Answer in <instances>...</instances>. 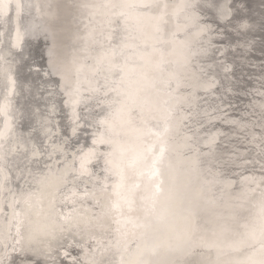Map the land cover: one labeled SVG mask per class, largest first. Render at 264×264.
Listing matches in <instances>:
<instances>
[{
  "label": "bare ground",
  "instance_id": "bare-ground-1",
  "mask_svg": "<svg viewBox=\"0 0 264 264\" xmlns=\"http://www.w3.org/2000/svg\"><path fill=\"white\" fill-rule=\"evenodd\" d=\"M217 1L213 0V3L216 5ZM237 1L236 5H231V0H224L222 7H215V9L205 7L201 10L202 13L199 11L196 13L200 19L198 26L193 31L204 28L200 37V56L194 62V69L180 70L179 88L176 83L172 84L174 95L178 100L172 132L158 137L151 134L148 128H144V134L139 140L144 150V159L135 168H129L127 163H124V180L123 186L118 190L119 195H117V190L112 187L120 183L119 177L104 172L103 160L101 159L99 165L91 166V179L80 181L82 190L83 186L87 185L90 202L87 205L77 202L74 206L69 205L68 208H65V213L71 211L73 207L78 211H73L68 221L64 222L51 219L50 197L40 186L31 184V177L27 175V170L22 178L18 177L19 169L16 164L20 157L12 152V148L21 141H27L29 132H32L42 143L47 141L49 136L44 135L45 129L41 127V124L44 121H49L51 128L49 135H58L61 143L65 135L71 136L72 147L68 149L69 160H71L72 153L81 145L87 151L92 146L93 134L97 137L100 134L95 126V121H98L100 117L95 116V120L93 119L99 109L95 96L87 91L83 92L81 102L74 106L73 101L77 97L69 96L68 93L76 86L75 69L81 66L83 68L80 79L85 81L84 89L89 87L104 89L106 83L103 77L106 76L109 80H120L122 72L119 68L109 69L107 66H102L99 78L93 76L96 59L105 49L92 44L88 34L93 28L99 31L100 26L92 22L89 10L81 9L78 5L94 3L98 0H21L26 5L29 3L51 5V7H42L39 13L35 8L28 9L26 7L23 24L27 26L29 21H34L37 25L53 31L59 55L72 69V73L70 82L64 88H61L59 75L48 76L46 74L50 70L48 47L51 40L46 45L43 35L37 38L29 34L21 41L23 56L27 63H22L18 57L13 60L10 56L6 57L9 63L0 62V107L6 108L7 111V116L0 112V130L5 128L6 122L12 130L11 139L7 142L0 140V143L5 144L6 153V160H0V255L4 254L3 244L8 236L10 223L12 224V233L15 235L14 214L19 212L25 220V227L21 233L24 245L27 246L29 239H33V249L40 253V264H45L44 255L47 251L44 247L45 244L51 247V256L56 258L57 264H72L73 257L76 258V264H89L93 257L102 259L104 264H109V262L121 264V256L124 258L123 264H136L138 253L135 251V245H133L131 255L124 252L123 248L117 251L115 247L110 252H104L103 255L101 253L104 248L109 247L110 243L114 246L125 233L127 239L137 241L141 250L145 247V242L141 238L145 229L140 225L145 220L146 210L151 208V200L146 198L151 196L156 183H158L157 180L150 178L152 156L153 152L159 154L160 142L167 140L165 163L161 169L163 183L160 186L163 192L155 203L157 214L165 209L171 214L164 222L166 231L162 233L163 242L167 243L170 236L175 242L178 233H184L187 228L190 235L192 229H195V235L198 241H202V246L192 251L184 264H246L253 249L247 246L251 244V241L245 240L243 225L251 223L254 210L250 204H246L245 211L234 213L233 205L239 202L242 193L249 186L256 187L255 184L245 181L246 177H254L259 181L264 176V156H262L260 147V106L264 104V95H262L264 87L258 88L257 85L252 87L253 95L245 102L247 108L240 110V112L243 111V116L229 119L228 122H221L222 125H230L225 130H222L221 126L216 128L213 122H209L211 119H208L207 122H187L197 119L206 106L218 105L214 104L219 96L218 92L217 95H213L211 100L206 101L208 105H205L204 101L198 103V99H196L197 90L199 86L201 87L203 80L202 71H209L211 75H215L214 83L218 82L220 85L222 83L219 78L222 76L225 83L224 87L223 84L221 85L223 92L229 90L246 96V92L243 90L247 87L246 77H253L254 80L264 84V0H259L262 9L257 11L254 9L255 2H252V6H248L247 0ZM99 2H103V0H99ZM111 2L133 4L147 3L149 0H111ZM192 2L194 1L192 0ZM11 3L12 9L7 31L4 21L0 20V32H6L3 37L4 45L0 48L2 54L8 52L16 36L17 10L15 5L17 0H11ZM159 3L167 4L166 12L170 14L176 11L181 0L174 2L159 0ZM210 9L216 10L222 20L227 18L225 22L228 24L216 26L212 21L214 15L209 13ZM109 11L116 12L120 9H110ZM125 11L130 12L127 34L139 37V39L129 40L127 43L140 45L139 53L142 54L143 60L133 64L132 60H135L138 50L129 47L125 49L124 55L117 54L114 57L110 55L109 62L123 67L126 65V59L131 57L132 59H127L126 70L136 67L148 79L157 77L159 75L157 71L152 72L153 75L151 72L150 75L146 73L148 67H145V61L159 62L161 59L159 51L148 47L154 43L156 17L160 10L141 8L135 11L125 9ZM251 11H253L254 18H250ZM12 19L15 25L11 23ZM168 19L167 16V23L162 27L166 33H171L175 30L176 21H168ZM181 23H183V18H181ZM113 27L123 29V18L118 19ZM124 34L121 32V35ZM108 35L109 31L105 30L103 36L99 37L100 42L106 45ZM119 45L120 41L117 40L114 47L118 53ZM147 47L148 49H146ZM214 47L220 48L218 51L222 54L218 62L215 60L219 58L211 57ZM15 51H19V49ZM43 54L46 56L45 58ZM165 58L172 59L173 56L166 52ZM225 61H229V64L225 65ZM247 66H252V69ZM230 68L231 70L228 71ZM193 74L196 79H193ZM235 85L242 86L240 89L233 90L232 87ZM100 96H103V92L100 93ZM117 99L120 97L115 93L108 96L110 101ZM108 111L110 109L105 107L103 115ZM77 116L80 117V131L77 135H72L71 121ZM160 116L161 113L154 111L149 118L158 119ZM181 119L184 120L182 126L178 124ZM212 120H221V116H215ZM188 123L193 126V131L189 133L186 132ZM162 128V125L160 129L153 126L152 132L162 130ZM209 128L215 134L220 133L221 137L214 150L207 149L203 152L213 151V155L204 157L207 161L204 168L207 169L210 166L208 162H211L216 165L212 169L213 172L226 171L227 176L224 179L229 177L232 179L228 182L230 187H226L222 191L221 189H217L215 193L211 190L207 191L206 199H215L214 205L201 200L198 207L193 210L187 201L184 203L180 201V195L184 191L183 185L189 175V167H187L188 158L180 155L179 149L189 142L185 140V137L194 136L193 143L200 142ZM152 145L155 147L150 152L149 148ZM192 148L196 149V147ZM98 150L100 152L108 151L105 146H100ZM5 153H0V155ZM59 159L61 157L58 156L48 163L55 165ZM169 164L177 177V186L171 193L169 192L171 187ZM95 167L99 171L94 172ZM105 176H108L107 180H105ZM212 179L211 175L207 176V180L211 181ZM97 180L100 183L93 189V181ZM204 180L205 177L201 176L192 185L193 193H196L194 190L196 187L199 192ZM28 192L35 193L28 197L31 207L24 203ZM81 194H83L82 191ZM95 201H99V204L93 207L92 203ZM93 212L96 213L95 217H93ZM233 215H235L234 220L231 218ZM62 223H66L68 229L64 233L58 231ZM85 224L88 226L85 227ZM53 226L57 228L55 239L50 234L40 231L42 228ZM64 252L68 253L67 257L63 255ZM34 258L36 257L31 255L29 257V259ZM18 259L19 257H17Z\"/></svg>",
  "mask_w": 264,
  "mask_h": 264
},
{
  "label": "snow or ice",
  "instance_id": "snow-or-ice-1",
  "mask_svg": "<svg viewBox=\"0 0 264 264\" xmlns=\"http://www.w3.org/2000/svg\"><path fill=\"white\" fill-rule=\"evenodd\" d=\"M15 7L17 10L15 40L6 54L0 53V62L4 64L9 63L6 57L10 56L13 60H16L18 57L22 63H27V60L23 56V45L21 41L29 34L37 38L43 35L46 45L51 40V44L48 47L50 70L46 74L48 76L59 75L61 88H64L70 82L72 69L68 67L67 63L59 55L55 33L47 27L37 25L34 21H29L27 26L23 24L26 7L28 9L35 8L37 13H39L42 7H51V5H41L40 3H29L26 5L21 0H17ZM78 7L89 10L91 12L92 22L99 24V31L93 28L88 35L94 46L105 49L96 59L93 76L99 78L102 66H107L109 69L119 68L122 76L120 80H109L108 77H103L106 83L104 89L99 87L84 89L85 81L80 79L83 68L81 66L75 69L77 77L76 86L68 93L69 96L77 97L73 101L74 106L81 102L83 92L87 91L95 96L97 108L99 109V112L94 114L93 119L95 120V116L100 117L98 121H95V126L100 134L98 137L93 136L92 146L87 151L81 145L72 153L71 160H69L68 149L72 147L71 136L65 135L61 143L58 135H49L51 133L49 121H44L41 124V127L45 129L44 135L49 136L47 141L42 143L32 132H29L27 141H21L12 148V152L18 154L20 157L16 164L19 169L18 177L22 178L25 175V170H27V175L31 177V184L40 186L49 195L50 212L52 213L51 219L53 221L67 222L72 212L78 210L73 207L71 211L65 213V208H68L69 205L74 206L77 202L85 205L90 202L87 185H84L82 190L80 181L91 179V166L99 165L101 159L103 160L104 172L119 177L120 183L112 186L114 190H117V195H119L118 190L123 186L124 180V163L126 162L129 168H135L144 159V150L139 143L140 137L144 134V128H148L151 134L158 137L172 132L176 105L178 103L177 97L174 95V90L172 89V84L176 83L179 88L180 70L188 68L194 69V62L200 56V37L204 28H200L199 31H193L198 26L200 19L196 13L205 7L215 8L216 5L213 3V0H198L196 3H193L192 0H181L176 11L172 13L176 21V27L171 33H166L162 27V25L167 23L168 14L166 9L168 5H162L159 3V0H149L147 3L133 4L114 3L111 0L99 2L98 0V2L78 5ZM141 8L160 10L159 15L156 17L157 23L153 37V48L159 51L161 56L160 61L155 65V69L159 75L151 79L142 75L136 67L126 70L127 59H132L131 57L126 59V65L123 67L109 62L110 55L113 57L117 54L124 55L125 49L129 47L138 50V55L135 57L137 62L143 60L142 54L139 53L140 45L127 43L129 40H136L139 37H133L127 34L129 31L128 19L130 12L125 11V9L135 11ZM11 9V0H0V20L4 21L6 31L8 30ZM110 9H120V11L113 12L109 11ZM97 17H100V19H97ZM120 18H123V29L113 27V24ZM181 18H183V23H181ZM105 30L109 31V35L106 38V45L99 40V37L103 36ZM121 32L125 34L121 35ZM5 34L6 32H0V48L4 45L3 37ZM117 40L120 41L119 53L116 47H114ZM16 49H19V51H15ZM166 52L173 56V58H165ZM193 79H196L194 74ZM88 82L90 83V81ZM101 92H103V96H100ZM113 93L120 97V99L108 100V96ZM114 106V111H109L107 115H103L105 107L112 109ZM260 107V147L262 156H264V104ZM154 111L161 113L158 119L149 118L150 114ZM0 112L7 116L6 108L0 107ZM205 115H210V113H205ZM79 121L80 117L78 116L71 121L72 135H77L80 131ZM183 123V119L178 122L180 126ZM161 125L163 126L162 130L152 132L153 126L160 129ZM216 135H219V133ZM11 136L12 130L6 122L5 128L0 130V140L7 142L11 139ZM193 139L194 136L185 137V140L189 142ZM215 139V136L208 138L206 147L214 150ZM167 143V140H162L160 142L159 154L153 152L152 156L150 178L157 180L158 183H156L155 190L151 193V196L146 198L151 200V208L150 210H146L145 220L140 225V227L145 229L141 234V238L145 242V247L141 250L137 241L127 239V234L125 233L121 239L116 241L114 246L110 243L108 248H104L101 255L104 252H110L113 247L117 251L123 248L124 252L131 255L133 245H135V251L138 253L136 264H184L187 256L197 247L202 246V241H198L195 235V229H192V234L190 235L188 234L187 228L184 233H178L175 237V242H173L171 236L167 243L162 240V233L166 231L164 222L171 214L167 209L157 214L155 203L163 192L160 186L163 183L161 169L165 163V145ZM100 146L107 147L108 151L100 152L98 150ZM154 147L155 145L150 146L149 151L152 152ZM184 147L188 151H191L190 144L186 143ZM30 152L31 155H29ZM0 153H5L4 143H0ZM211 155H213V151L203 153L199 146H197L196 158L189 166V175L183 185L184 191L180 195V201L181 203L187 201L189 207L193 210L198 207L201 200L212 205L216 203L215 199H206L208 190L215 193L217 189H221L222 191L228 187V181L224 179L227 176L226 171L213 172L212 169L216 165L211 162H208L210 166L207 169L204 168L207 162L204 157ZM58 156L61 159L57 160L55 165L48 163V161L54 160ZM0 160H6V153L0 155ZM168 169L171 181L169 192L171 193L177 186V177L172 171L171 164L168 165ZM208 175L213 177L211 181L207 180ZM201 176L205 177L204 183L201 184L199 192L193 193L192 185ZM107 179L108 176H105V180ZM245 181L255 184L256 187L249 186L242 193L239 202L233 205V209L234 213L243 212L245 211V205L250 204L254 210L251 223L243 225L245 228L244 238L245 240L251 241V244L247 246L253 249L247 258L246 264H264V176L259 181L254 177H246ZM99 183V180L93 181V189ZM81 191L83 194H81ZM34 194V192H28L24 200V203L28 207H31L28 197ZM16 202L18 203L19 201ZM98 204L99 201H95L92 203V206L96 207ZM114 207L116 206L114 205ZM95 216L96 213L93 212V217ZM231 218L234 220L235 215ZM14 223L15 235L12 233V224L10 223L8 236L5 238L3 244L4 254L0 255V264H40V253L33 249V239H29L27 246L24 245V238L21 233L25 227V220L21 217V213L16 212L14 214ZM87 226L85 224V227ZM67 230L66 223L60 224L58 229L60 233H64ZM76 230L78 231L79 229L77 228ZM40 231L50 234L53 239L56 238L57 228L55 226L42 228ZM44 247L47 250L44 255L45 264H57L56 258L51 256V247L48 244H45ZM30 255L36 258L29 259ZM63 255L67 257L68 253L64 252ZM17 257H19L18 260ZM123 259V256H121V264H123ZM72 264H76L75 257L72 259ZM89 264H104V261L93 257L89 261Z\"/></svg>",
  "mask_w": 264,
  "mask_h": 264
},
{
  "label": "water",
  "instance_id": "water-1",
  "mask_svg": "<svg viewBox=\"0 0 264 264\" xmlns=\"http://www.w3.org/2000/svg\"><path fill=\"white\" fill-rule=\"evenodd\" d=\"M174 1L175 0H172V2H174ZM193 1H194L193 3L198 2V0H193ZM247 1H248V3H247L248 6L249 5L252 6L253 5L252 2H255L254 9H256V11L262 9L261 4H259L260 3L259 0H247ZM222 2L224 4V0H218L217 3H216V8H218L221 5H223ZM237 2H238L237 0H231L230 4L231 5H236ZM214 9L213 10H211V9L209 10V13L214 15V17L212 18L213 19L212 21L215 22L216 26H220V25L226 26L228 24L227 22H225V20L227 18L226 19L224 18L222 20V17L220 18L218 16L219 14ZM199 12L202 13V11H199ZM251 12H252V14L250 15V18L251 17L254 18L253 11H251ZM167 16L169 17L168 21L175 20L173 18V16H172V13L168 14ZM11 23L13 25H15V22L13 21V19L11 20ZM153 45H154V43H152L151 45H148V47L153 48ZM148 47L146 49H148ZM218 49H220V48H218V47L212 48V55H211V57H214L215 59L219 58L218 60H215L217 62L222 57V54L218 51ZM43 57L45 58L46 56L43 54ZM132 61H133V64L139 63L136 60H132ZM147 62L145 61V67L146 68L148 67L146 69L147 70L146 73H148V75H150V72H151V75H153L152 72L153 73L156 72L155 65L158 63V61H154L153 62V61L150 60V61H147ZM228 62L225 61V65H228L229 64ZM247 67L249 69H252V66H250V67L247 66ZM230 70H231V68L228 71H230ZM202 72H203V75H202V79L203 80L201 81V87L199 86V89L197 90L196 99H198V103L204 101L205 105H208V103L206 101H208V99L211 100L213 98V95H217L219 93V96H217L218 97L217 101H215V103H214V104H218V105L206 106L204 108L203 112H201L197 116V119H195L194 121H187V122H207L208 119H211L209 122H213L214 126L216 128H217V126H221V129L225 130L226 127H228V126L230 127V125L229 124L228 125H222L221 122H228L229 119H235V118L243 116V111L240 112V110L247 108L246 105H245V102H247L248 99H250L252 97V95H253V91L254 90H252V87L254 85H257L258 88H263L264 87V84L254 80L253 77H246L247 87H245L243 89L246 92V96H243L241 93L237 94L236 92L235 93L234 92H230L229 90L227 92H226V90H225V92H223V87H224L225 83H224V78L222 76H220L219 80L223 84V87L221 86L222 84L220 85V84H218V82L214 83V81L216 79L215 75H211V73L209 71H202ZM149 77H151V76H149ZM151 78H154V77H151ZM240 86H242V85H235L232 88H233V90L235 88H239L240 89ZM226 102L227 103L229 102L232 106L229 103L227 104ZM223 104H226V105H223ZM240 104H241V106H240ZM114 110H115V106L112 109H110V111H114ZM108 112H106L105 115H107ZM205 113H210V115H205ZM215 116H221V120H212V118L215 117ZM88 130H90V129H88ZM211 130H212L211 128H209V130H207V134L202 136V139H201L200 142L193 143L194 140H192L190 142H187L188 144H190L191 151H188L187 149H185V147L179 149L180 155H184L186 158H188L187 159V161H188L187 162V165H188L187 167H189L191 162L196 158V149L194 150V148H192V147H196L197 148V146H199V148L201 149L202 152L206 151L207 149L209 150V148L206 147V142H207L208 138H210L212 136L216 137L214 147L218 144L219 139L221 137V134L219 133V135H216L214 133V131L213 130L211 131ZM192 131H193V126L190 125V123H188L186 132L189 133V132H192ZM88 133H90V132H88ZM90 134H93V133H90ZM93 135H95V134H93ZM86 141H88V140H86ZM96 170H98V169L95 167L94 168V172H97ZM227 179H226V181L230 182L232 177H229ZM228 187H230L229 183H228ZM194 190L196 192H198V188L197 187Z\"/></svg>",
  "mask_w": 264,
  "mask_h": 264
}]
</instances>
